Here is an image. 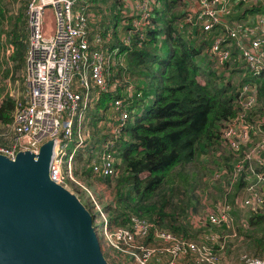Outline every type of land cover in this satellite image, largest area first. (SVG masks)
I'll return each mask as SVG.
<instances>
[{
    "label": "built area",
    "instance_id": "obj_1",
    "mask_svg": "<svg viewBox=\"0 0 264 264\" xmlns=\"http://www.w3.org/2000/svg\"><path fill=\"white\" fill-rule=\"evenodd\" d=\"M176 1L175 7L180 12H177L178 18H182L180 26L185 28L177 27L197 42L205 41L202 54L207 55L216 71L224 74L243 65L251 76L264 74V10L255 11L251 16L243 10L249 6L262 7L264 0ZM125 3L132 5L128 33L143 37L144 29L161 7L160 2L125 0ZM26 15L28 44L24 72L28 88L24 96L15 98L12 122L3 132L6 135L11 132L13 142L11 145L0 144V153L13 158L22 149L38 152L44 141L52 139L50 177L69 189L68 183L74 188L87 189L78 176L82 171L91 168L93 175L114 177L120 170V147L116 143L122 139L126 120L132 116L126 103L129 100L125 97L141 92H134L133 85L126 84L124 98L113 97L106 102L105 108L100 107L97 113L101 116L106 139L95 145L89 143L91 132L85 124L89 121L87 115L92 103L99 99L101 92L118 87V82L107 83L106 76L111 72L106 71L117 67L111 68L110 63L118 61L119 48L91 46L90 16L87 4L82 0H27ZM130 38L127 34L124 39L127 45ZM236 102L237 113L225 122L222 136L235 150L244 142H253L230 171V186L245 170L244 193L240 197L237 195L235 203L256 210L264 201V171L256 169L264 161L261 155L264 127L261 122L248 117L258 102L256 84L244 83ZM87 147L89 152L83 153L87 156L81 158L82 164L78 167L75 153L79 148ZM91 198L94 201L92 194ZM231 208V203L223 202L217 206L216 213L202 217L200 224H221L230 218ZM101 217L103 237L108 238L123 262L128 259V264L223 263L215 246L224 248V235L212 229L202 230L203 238L199 239L198 236H184L153 227L152 222L138 214H131L125 226L114 227L110 226L107 215ZM227 235H235V232ZM238 264H264V254L255 256L244 252Z\"/></svg>",
    "mask_w": 264,
    "mask_h": 264
},
{
    "label": "trees",
    "instance_id": "obj_2",
    "mask_svg": "<svg viewBox=\"0 0 264 264\" xmlns=\"http://www.w3.org/2000/svg\"><path fill=\"white\" fill-rule=\"evenodd\" d=\"M89 1L96 2V0ZM158 2L161 7L152 16L150 25L144 29L143 37L138 33L133 34L130 44L126 46L121 40L119 41L120 37H117L115 27L113 34L111 33L118 48L127 51V69L135 76V84L141 90V94L125 97L126 101L129 100L126 103L132 116L126 120L121 134L122 145L119 148L121 160L118 164L120 169L118 173L113 175L114 177L96 176L91 173V168H88L85 174L103 180L108 186L114 182L112 186L114 197L106 203L110 226H125L131 214H138L152 222L153 227L196 237L202 233L203 226L200 223L195 224L189 217L197 211L199 200V195H195L192 186L196 173L195 163L193 167H190V164L212 153V150L218 149L221 142L230 146L221 131L225 122L237 113L236 100L244 83L256 84L257 100L262 105L258 111L264 110V74L251 76L248 72L245 73L242 65L244 70L242 79H237L236 83L219 79L220 76L216 75V70L211 67L210 61L207 60L208 63L205 65L198 61L205 41L197 42L175 25L177 1L158 0ZM98 8L102 11V7ZM112 8H108L110 13L108 19L100 18L95 21V29L91 28L89 17L91 46L99 45L98 47L102 49L113 48L111 35L107 38L109 35L107 27L111 19L117 21L119 15L122 17V12L118 9L114 13ZM243 10H256L258 13L264 8L255 6ZM0 16H3L1 9ZM24 23L26 33L21 34L14 29L12 36L9 37L16 47L12 56L18 57L19 62H24L25 68L28 44L27 15ZM9 45L12 48V44ZM165 45L166 54L162 51ZM202 56L204 59L207 57L206 54ZM239 68L241 66L235 67V69ZM117 73V69L111 70V74L106 76L107 83H112L114 74ZM199 75H203L204 82L199 81ZM123 88L124 83L112 91L101 92L95 103V109L105 108L106 102L113 97L124 98L126 93ZM15 98L6 95L0 100V125L6 130L7 124L12 122ZM254 115L252 108L248 116L250 120L255 119ZM261 126L264 127V122H261ZM3 132L0 136V144L11 145L13 135L11 132L7 135ZM91 134L95 137L92 136L89 143L94 145L106 139V135L98 133L97 130L92 131ZM251 144V141H248L247 145H240L241 155L245 154ZM228 153L230 158L232 153L228 150L225 155ZM225 155L221 156L227 162L229 159ZM261 155L264 159V151ZM229 168L226 167L227 172L231 171ZM256 169L264 171V161ZM245 173V170L242 171V187L246 184ZM247 222L250 229L245 234L251 237L254 243L252 248L254 254L245 253L262 255L264 254V206L250 212ZM194 225L198 226L197 230ZM226 247L215 246L221 259Z\"/></svg>",
    "mask_w": 264,
    "mask_h": 264
},
{
    "label": "rangeland",
    "instance_id": "obj_3",
    "mask_svg": "<svg viewBox=\"0 0 264 264\" xmlns=\"http://www.w3.org/2000/svg\"><path fill=\"white\" fill-rule=\"evenodd\" d=\"M82 1L87 4V7H89L88 11L92 29H95L94 24L95 21H98V19L102 18L105 20L109 18L110 13L108 11V8L113 7L112 10L114 13L116 12V10L120 9L122 12V17H120L119 15V19L117 21L114 18L111 19L108 23L107 29L108 33L111 35V33L113 34V29L115 27L116 34H120L121 43L127 46L124 39L127 38V34L128 37L134 34V32L128 33L131 27L132 5L126 4L125 0H96V2H92L89 0ZM26 3L27 0H0V9L3 12V16H0V97H4L6 95H12L13 97H22L27 92L28 86L26 83V73L24 72V62H19L18 57L14 58L12 56L13 51L16 47L11 42V39L9 37V35L12 36L14 29H16L21 34L27 32L26 24L24 23V19H26ZM263 5L264 4H262V7ZM98 7H102V11H99ZM255 11L247 10V13L251 16ZM176 12L180 13L179 10H176ZM178 16L179 15H177L176 13V16L174 18L175 20L177 18V20L175 21V25L181 28H185V26H180L182 18H178ZM110 35H107V38H109ZM112 38L114 40L113 36ZM10 43L12 44V48L9 45ZM162 51L164 54L167 53L166 45L163 46ZM126 53V49L122 51L119 48L118 61L115 64L110 63V65H113L112 67L109 65L111 68L117 66L114 69L118 70V73L114 74L115 77L113 79V83L118 82V85L120 82L121 84L124 83V88L126 87V84H130L133 85L134 92H141V90H139L138 86L135 84V76L132 73H129L127 69ZM202 55L198 58V61H201L205 65L206 63H208L207 57L206 59H204ZM221 71L223 72L225 71V69H222ZM243 71L244 70H242V67L232 72L228 71L224 74L219 73V70L216 71V75H219V79H223V81L231 80L233 83H236L237 79H242L241 76L243 75ZM106 72H111V69L109 68ZM245 73H247L246 69ZM198 79L201 82L205 81L203 75H199ZM95 103H92V107L87 115L89 121H87V123L85 124L86 129L89 132H94V130H97L98 133L103 134L102 131H105V128L102 127L103 124L100 119L101 116L97 113L99 112V108L95 109ZM261 106V103L256 102L252 108L255 112V121L264 122V110L262 112L258 111V108ZM101 113V115H104L103 112ZM7 127L9 128L8 124ZM5 130L6 128L0 125V136ZM92 136H94V134L90 133L88 141L91 140ZM97 138L99 139V134L97 135ZM252 138L254 140L255 136H253ZM86 145H88V143ZM116 145L120 147L122 145V139L118 141ZM241 145L245 146L247 145V142H244ZM88 149V147L87 149L79 148V150L76 151L75 159L77 161L76 165L78 167L80 166V164H82L81 158L83 156H87V153H83L87 152ZM228 150H230V152L232 153L230 158L229 153L228 155H225V152L227 153ZM241 150V147L235 150L230 147L228 143L226 146L224 142H221L218 149L212 150V153L204 155L200 158V160H196V162L190 164V167H193L195 163L194 169L196 170V173L195 180L192 186H194L195 195H199V200L197 201V211L193 212L189 216L192 222H195V224L201 223L200 220L202 217H206V215L211 213H216L217 206L221 205L223 202H229L232 204V208L229 212V219L219 225H214L211 223L210 225L206 224L203 226V230L212 229L220 233L221 235H224L223 237L225 240L223 241V247L227 246V249H225V253L222 254V264H238V262L240 263L241 255L244 252L254 254L252 251L254 243L252 242V239H250L251 237H248L245 234L250 229L247 222V217L254 209L249 206L241 205L240 203H235V198H237V195L240 197V195L244 193V188L242 187V177L239 176L235 181H233L232 185L230 186V172H227L226 170V167L229 168V166H232V168L230 167L231 170L235 168L236 164L239 161V156L242 153ZM221 155H225L229 160L225 162L222 159ZM85 172L82 171L80 174H78V176L81 178L83 184H85L87 189L79 187L74 188V185L72 186L70 185V183H68V185L72 190L76 189L78 191L77 195L80 197V199L95 213V225L98 238L103 253L108 261L111 264H128V259L123 262L115 254L114 250L112 249L113 246L108 238L103 237L104 230L101 215L108 214L106 210V203L114 197L112 187L114 182L108 186L103 180H98L97 177L92 178L90 175H86ZM241 187L243 188L242 190ZM91 194L94 197V201L91 198ZM263 206L264 201L256 210L263 208ZM194 227L195 230L198 229L197 225H194ZM233 232H235V235H227L232 234ZM198 238H203L202 233L198 236Z\"/></svg>",
    "mask_w": 264,
    "mask_h": 264
},
{
    "label": "water",
    "instance_id": "obj_4",
    "mask_svg": "<svg viewBox=\"0 0 264 264\" xmlns=\"http://www.w3.org/2000/svg\"><path fill=\"white\" fill-rule=\"evenodd\" d=\"M52 148L0 153V264H111L95 213L50 177Z\"/></svg>",
    "mask_w": 264,
    "mask_h": 264
},
{
    "label": "crops",
    "instance_id": "obj_5",
    "mask_svg": "<svg viewBox=\"0 0 264 264\" xmlns=\"http://www.w3.org/2000/svg\"><path fill=\"white\" fill-rule=\"evenodd\" d=\"M111 37H112V36H111ZM117 37H120V34H118ZM111 39H112L113 46H117V47H118V44H115V43H116V42L114 41L115 38H114V40H113V38H111ZM119 41H120V38H119ZM110 42H111V41H110Z\"/></svg>",
    "mask_w": 264,
    "mask_h": 264
}]
</instances>
